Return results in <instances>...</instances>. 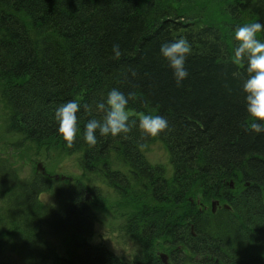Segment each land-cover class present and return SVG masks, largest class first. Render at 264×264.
I'll return each instance as SVG.
<instances>
[{"label":"trees","instance_id":"1","mask_svg":"<svg viewBox=\"0 0 264 264\" xmlns=\"http://www.w3.org/2000/svg\"><path fill=\"white\" fill-rule=\"evenodd\" d=\"M170 1L0 0L2 125L14 135L7 146L20 149L28 142L35 146L46 139L60 140L48 150L55 156L78 154L85 178L96 185L53 179L36 170L27 177L0 173L2 216L16 214L30 203L40 206L45 193L54 191L58 200L50 209H24L27 221L19 229L0 223V241L8 244L0 264H34L37 258L44 259L43 264H164L159 250L169 254L171 264L176 256L196 264H264V133L242 126L249 118L242 90L246 62L235 61L229 50L228 45L234 44L232 31L221 33L213 20L218 17L217 7L240 0H196L186 19L185 11L174 10ZM255 10L264 19V4ZM198 18H204L206 25H194ZM208 31L213 32L212 39L206 37L209 42L190 41L189 76L178 86L160 54L161 43L180 36L203 39ZM114 43L122 50L118 59L112 52ZM113 87L134 93L131 109L165 116L169 129L156 137L142 135L135 118L130 119L136 124L129 133L102 137L97 132V144L86 143L84 125L93 117H103L95 103ZM72 99L82 107L77 113L80 134L69 146L58 131L55 109ZM155 142L169 157L170 173L147 160L146 152ZM2 160L6 171L17 169L8 155L0 154ZM97 183L119 193L124 207L131 206L130 220L139 211L149 214L141 203L157 209L153 227L141 224L136 229L139 234L135 226L131 229L144 249L133 260L92 242L96 218L92 212L84 214L89 219L83 217L80 208L89 206L85 191L97 203ZM197 197L207 204L202 211L192 205L190 198ZM213 197L229 207L212 212ZM189 204L197 213L181 214ZM226 216L234 218L232 228L246 234L241 239L249 242V256H241L243 249L221 228ZM204 222L209 227L206 234L193 236L192 225L201 232ZM172 233L180 234V249L163 241ZM205 236L218 251H209ZM252 236L257 240L252 241ZM24 244L32 245L31 255L24 252ZM59 246L61 256H55L54 248ZM10 254L23 263L3 261ZM205 254L218 261L197 259Z\"/></svg>","mask_w":264,"mask_h":264},{"label":"clouds","instance_id":"2","mask_svg":"<svg viewBox=\"0 0 264 264\" xmlns=\"http://www.w3.org/2000/svg\"><path fill=\"white\" fill-rule=\"evenodd\" d=\"M264 22L256 20L244 23L234 28V38L239 43L234 49V59L237 62H246L247 78L244 79L242 90L244 92L245 108L248 119L242 125L246 131H254L257 134L264 133ZM115 58H120L122 50L118 43L112 45ZM192 52V44L188 37H173L160 45V54L168 61L172 69L176 84L179 86L188 78L189 70L186 61ZM133 75L135 73L133 72ZM134 93L125 94L123 91L113 87L106 98L96 101L95 107L104 113L101 119L95 117L86 121L84 125L83 138L89 145H96L99 136L113 137L127 134L136 124L130 120L132 109L129 101ZM78 100L72 99L60 104L55 109V119L58 121V131L63 135L68 145L71 146L80 134L79 117L77 113L81 109ZM90 106L84 105L85 110ZM138 127L142 135L156 137L169 129L168 119L159 114L140 112Z\"/></svg>","mask_w":264,"mask_h":264},{"label":"bare ground","instance_id":"3","mask_svg":"<svg viewBox=\"0 0 264 264\" xmlns=\"http://www.w3.org/2000/svg\"><path fill=\"white\" fill-rule=\"evenodd\" d=\"M195 1L196 0H173V1H170V5L176 11H181V12L185 11L184 18L186 19L190 15V10L188 9V7H190L191 4H193ZM221 1L226 2V0H221ZM230 1L234 2L235 0H227L228 3ZM258 4H264V0H240L238 3H235L233 5H222V6H219V7H217V10H215V12L218 15V17L214 16L213 18H216V19H213V20L216 23V26L220 29L219 31L221 33L222 32L227 33V32L232 31L231 35L233 37L234 44L233 45H228V46L230 47L229 50H231V52L233 54H234L235 47L239 43L234 38V28L239 26V25H242L244 23L254 22L256 20H260L261 22H264V19H261L260 16L255 14V11H256L255 8L257 7ZM230 8H232V9H230ZM236 13L238 14L237 16H236ZM192 23L194 25H199V27H202L203 25H206V20L204 18H198L195 21H193ZM208 24H210V23L208 22ZM33 25H34V23H33ZM204 27H208V26H204ZM195 34H198V33H195ZM195 34H194V36H195ZM199 36H201V34ZM206 37H209V38L212 39L213 32L212 31H208L204 35L203 39H201V37H190L188 39L190 41H192V42H197V43L202 42L201 40H206V41L209 42V40ZM262 38H264V34H262ZM149 110H148V112L153 113V110H150V111ZM139 113L140 112H138L137 110L132 109V115L130 116V119L139 118V115H138ZM42 142H43V144L35 145V146H33V144L30 145L29 142H28L27 145H25L23 147V149L25 151H30L31 149H34V147H35L36 149H38L36 151L37 155H42L43 156L44 160L34 161L35 170H37V169L38 170H48L47 165H48L49 161H51V164L55 165L63 157H65V155H57V156H55L54 155L55 153L52 150H48V148H50V146H58L57 144L61 142L60 140H57V139H46V140H44ZM29 146H31V147H29ZM8 156H9V159H10L11 163L13 164V166L16 167V164L14 163V160L12 159V156L11 155H8ZM147 160L152 165H159V164L152 163L148 158H147ZM11 172L12 173L15 172L17 174H20L18 169H8L6 171V169L3 166V160L0 161V173L1 174L2 173L3 174H6V173L10 174ZM56 174L60 175L62 181L69 180V179L63 177L62 174H59V173H56ZM52 193H53V198H54L53 202H50L51 200L46 201L43 197H41L42 201L40 202L41 203L40 206L38 204L30 203V204H27L24 207V209H27L29 211H37L38 208L50 209L51 206L53 207V206H55V204L58 203L57 196H56L55 192L52 191ZM83 196H85V200L84 201L86 203H88L89 206H82L80 208V211H81L80 213L84 217V216H86V215H84L85 213H87L88 215H91V212H92L94 217L96 218L97 214L95 212L96 211L95 209H97V206H100V204H103V202L101 201L102 198L101 197L95 198L96 202H100L101 201L97 206H95L94 203H93L94 199H93V194L92 193H91V196L89 197L88 192L85 191V192H83ZM191 201H192V205L195 208H197L199 211H202L207 206V204L204 202V199H202V198L200 199V197H197L196 201H193V198H191ZM216 202L224 204V202L222 200H220V199H217L215 197L211 198L210 204L216 203ZM141 204H143V207H145L148 210L149 214H147V212L141 214L140 211H139L136 216L132 217L131 220L129 219L128 222L129 221L130 222H129L128 226H130V225L133 226L134 225L135 227L133 228V230L138 229V227L141 226V224H143L144 226L146 224V227H143V228H146V229L148 227H150V228L153 227L151 222H154L155 221L154 218H156V217H154V215L157 213L156 207L150 206L147 203H141ZM192 205L189 204L188 206H184L183 209L180 210V213L181 214L182 213H186L187 211H193V212L196 211V213H197V210H195ZM127 207H129L128 204L126 205L125 208H127ZM24 209L20 210L16 214L9 215V216L0 215V223L3 225L6 222H8L11 226H15V228L19 229L20 226L23 223L25 224L26 221H27V219L25 217ZM43 212H49V211H43ZM129 212H130V209H129ZM129 212H128V215H130ZM120 213H122V211H120ZM189 214L193 215V213H189ZM233 214L237 215V213H233ZM125 216H127V215H125ZM139 216H142V218L140 219ZM236 218H238V217H236ZM87 219H89V218L87 217ZM233 224H234V218H232V217L226 216V217L221 219V225H222L221 228H223L224 231H226V234H228V236L233 238V244H235V246L239 245V247H241V249H243V253H241V256H246V255L249 256V250L246 249V245L249 242L245 243V241L243 242L242 239H241L246 234H244V232H238L236 229L232 228L231 225H233ZM194 228L195 227L192 225V230H191L192 232L191 233L193 234V236L195 235L196 237H198L200 235L199 233L206 234L205 230L209 229V227H208L206 222H204V228L202 229L201 232H199V231L196 232V230ZM134 233H135V231L132 232V234H134ZM139 233L140 232H137V230H136V234H139ZM178 236H180L179 233H174V234L172 233L171 237L163 236V241L167 242V244L170 243L169 247L174 246V248L180 249L182 247V244L180 243V240L177 238ZM186 237H187V235H186ZM64 238H66V237L64 236ZM202 238H204L203 241H206L210 252L212 250L215 253V251L213 249H216L217 251L219 250L217 247H215L214 243H211V241L208 240V238L206 236L202 237ZM224 239H227V237H225ZM251 240L252 241H256L257 238L255 236H252ZM0 243L2 244V245H0V255H2L8 249V247H7L8 244L7 243H3L2 241H0ZM39 243L45 245L42 242H39ZM101 245H103L109 252H111L114 255H116L107 246H105L102 243H101ZM29 246H32V245L31 244H24L23 245V250H24V252H26L29 255H31L33 253V249L30 248ZM161 251H163V250H159L157 252V254H160ZM6 253L8 254V253H11V252L7 251ZM61 253H62V250H61L60 246L54 248L55 256H61ZM10 256H13V254H10ZM116 256L119 257L118 255H116ZM201 258L203 259L204 262H208V263H211L214 260L218 261L217 257H215V256H213L211 254H205V255H202V257H197L198 260H200ZM183 261H184V258H182L180 256H176L175 259H174V264H196L194 262H183ZM43 262H44V259H40V258L35 259V262L33 261L34 264H43ZM254 263H256V262H254Z\"/></svg>","mask_w":264,"mask_h":264},{"label":"rangeland","instance_id":"4","mask_svg":"<svg viewBox=\"0 0 264 264\" xmlns=\"http://www.w3.org/2000/svg\"><path fill=\"white\" fill-rule=\"evenodd\" d=\"M2 107L3 105L0 97V154L3 156L11 155L20 175L22 177L30 176L35 171L34 161L44 160L43 156L37 155L36 151L38 149L35 147V150L31 149L30 151H25L23 147L20 149H12L7 146V143H10L14 135L8 129H3L2 122L5 123V114ZM29 144L32 145L33 143ZM146 153L147 158L152 163L164 165L168 173H170L171 164L169 157L160 143L155 142L150 145ZM78 158V154H72L66 155L55 165L51 164V161H49L47 172L52 175L56 173L62 174L65 178L72 179V181L79 179L89 187H93V185L96 186L95 181H90L85 178L78 165ZM97 186H99L96 188L98 197L102 198L101 201L103 204L97 206L101 201L94 203V205L97 206V209H95L97 216L92 242L94 244H104L120 258L133 260L136 256L140 255L144 249L141 243L133 237L131 229L134 225L128 226L129 217L125 215L128 214L131 206L125 208V200L118 198V196H120L119 193H115L110 187H105L100 183H97ZM43 198L46 201H54L52 193L43 194ZM120 211H122V213H120ZM3 261H6V263H23V260L15 255L8 256Z\"/></svg>","mask_w":264,"mask_h":264},{"label":"water","instance_id":"5","mask_svg":"<svg viewBox=\"0 0 264 264\" xmlns=\"http://www.w3.org/2000/svg\"><path fill=\"white\" fill-rule=\"evenodd\" d=\"M218 204V202L213 203V210L215 211L216 209V205ZM162 256L164 257V259H166V254H162Z\"/></svg>","mask_w":264,"mask_h":264}]
</instances>
